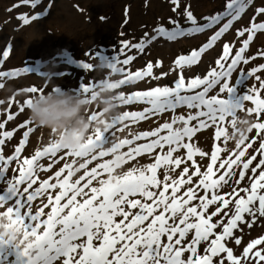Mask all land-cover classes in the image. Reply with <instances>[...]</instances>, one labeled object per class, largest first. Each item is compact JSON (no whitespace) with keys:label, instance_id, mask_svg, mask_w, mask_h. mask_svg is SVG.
Listing matches in <instances>:
<instances>
[{"label":"snow or ice","instance_id":"1","mask_svg":"<svg viewBox=\"0 0 264 264\" xmlns=\"http://www.w3.org/2000/svg\"><path fill=\"white\" fill-rule=\"evenodd\" d=\"M251 2L231 0L224 13L205 18L208 22L202 26L186 8L183 15L190 27L184 29L178 21L170 20L169 23L174 25L171 31L160 26L154 29L155 34L150 38L145 34L149 44L159 37L173 41L181 36L202 33L227 18V22L207 43L198 50H192L189 55L175 59L172 70L179 71L173 86H157L127 96L122 92L117 94L120 101L118 107L137 103L146 107L143 111L123 112L113 119L107 131L90 137L79 151H64L54 140H50L47 146L37 148L30 157L21 158L30 134L35 131L31 127L32 122L26 120L17 129H5L8 122L28 108L30 98L20 104L16 113L8 114L0 122V146L10 141L15 131L25 129L13 155L5 157L0 147V185H4L0 190V209H3L0 216L8 218L7 224L0 225L3 228L0 231V264H225V259L228 264H242V260L247 264L251 259L260 264L264 261V249L253 251L258 245H264V237L249 242L240 257L235 256L226 244L234 239L235 244L240 245L241 239L234 237V230L239 229L241 224L251 228L258 217H264V79L257 75L264 71V64L247 72L241 71L240 78L234 85L231 84L233 73L239 65H248L258 56L264 57V51L251 58L245 57L255 34L264 32V22L256 23L253 18L250 27L238 30L237 37L248 34L242 46L233 55L234 46L225 43L222 54L215 60V66L203 78L197 76L186 81L183 75V69L198 64L201 56L233 27ZM24 3H29V0H24ZM38 3L40 0H34L31 7L35 8ZM171 3L174 5L172 11L176 12L180 0H171ZM256 15H264V8L257 9ZM38 18V15L18 17L24 25ZM130 49L143 53L146 50L145 39L135 44L125 42L121 55L124 56ZM9 54L10 48L0 50V64L7 61ZM134 59L133 55H126L123 59L115 57L114 62L107 64L112 73L123 75L118 84H110V87L120 89L145 78L159 80L168 75L154 74V67L161 66L160 61H156L155 65L148 62L143 70L134 73L117 66H128ZM81 67L85 70L92 68L87 63H82ZM28 72L27 68L0 71V89L5 87V79L18 78ZM253 77L259 82V87H249L238 96L239 86ZM107 80L84 85L80 94L86 98L85 102L95 101L94 90ZM217 86V93L209 95ZM20 91L32 96L41 93L34 86ZM13 102L14 97L9 100L10 107ZM246 102H250L252 107L245 108ZM3 103L0 101V104ZM182 107L196 111H189L187 116L175 115L176 110ZM97 111L90 112L91 120L97 119ZM168 112L174 114L171 121L153 130L130 132L131 139H120L116 135L129 129L132 124ZM244 112L247 116L254 114L256 118L249 129V132L255 129L256 136L261 140L255 154L245 159L248 150L256 143L254 139L245 143L249 141L248 136L237 141L236 150L225 159H221L220 153L226 152L227 148L214 145L210 163L202 172L194 157H204L208 153L191 142L193 137L198 131L215 126V140L223 139V144L227 145L236 135L237 124L242 117L238 113ZM226 123L230 125L231 132ZM137 141L146 142L137 144ZM126 147L128 151H121ZM181 149L186 150L185 156L174 155ZM62 151L64 155L59 157L60 160L65 157L75 159L65 163L53 176L41 179L40 173L50 171L59 162L55 158ZM117 152L122 153L124 164L144 154H157L153 163L123 172L115 177L114 183L110 178L114 171L111 159L89 170L88 165L92 161L112 157ZM257 156H260L258 163L250 169ZM43 159L50 161L47 167L41 163ZM13 161L17 167L8 179ZM189 161L193 171L190 172L186 166L178 176L172 175ZM81 169L84 170L83 175L73 180ZM161 169L162 179L158 175ZM249 169V186L239 187ZM105 175L109 179L101 178ZM194 177L198 180L194 181ZM186 185L188 187L185 188ZM226 186L231 187L232 191L222 192ZM246 216L251 220H246ZM117 217L120 219L117 220ZM217 229L220 231L217 232ZM18 232L23 233L20 243L15 242ZM204 243L206 247L201 255L198 249ZM185 253L190 255L182 259ZM222 253L226 257H222ZM8 257H14V260H8ZM216 257L220 259L215 261Z\"/></svg>","mask_w":264,"mask_h":264},{"label":"rangeland","instance_id":"2","mask_svg":"<svg viewBox=\"0 0 264 264\" xmlns=\"http://www.w3.org/2000/svg\"><path fill=\"white\" fill-rule=\"evenodd\" d=\"M33 2L34 0H29V3L26 4L24 0H0V50L10 48L9 58L6 62L2 63L3 65L0 64V71L23 68L29 70L27 74L21 77L10 80L5 79L3 81L5 87L0 89V101H4V103L0 104V122H3L8 114L16 113L20 104L32 96V94L20 91L22 89L34 86L42 92L45 90L51 91L55 86L61 90L71 91L79 95L84 85H90L94 81H101L105 78L122 79L123 75L120 73H112L110 69L106 72H98L95 68L97 62L101 64L112 63L115 57L123 59L126 58V55L135 56L134 61L130 65H117L118 67H124L125 71L132 73L137 70H143L148 62H152L155 65L156 61H160L161 66L159 68L154 67V73H157V75L167 73L168 75L157 80V83L164 82L165 86H173L174 81L178 78L177 72L179 71L171 72L175 59L181 55H189L192 50H198L203 44L207 43L223 23L227 22V18L221 21V24L206 29L202 33L181 36L173 41L159 37L149 44L147 43L145 34H148V38H150L155 34L154 29L160 26L171 31L174 25L169 23L170 20L178 21L184 29L190 27L189 24L185 23L183 15L186 8L192 12L198 24L202 26L208 22L205 18L224 13L227 10V3L231 2V0H180V6L176 12L172 11L174 5L171 3V0H40V3L35 8H32L31 3ZM17 5L19 6L17 7ZM259 8H264V0H252L251 4L246 7L245 12L241 14V18L234 22L233 27L217 41L213 48L201 56L199 63L186 66L183 69L186 81L197 76L203 78L207 71L215 66V60L222 54L225 43L234 46V55L248 35L246 33L244 37H237L236 32L250 27L253 18H255L256 23L264 21V15H256V10ZM50 12L51 19L49 22H42L49 16ZM22 15H26L29 18L38 15L39 18L24 25L18 19ZM44 39H48V42ZM142 39H145L146 42V50L143 53L130 49L124 56L121 55L122 45L125 42L135 44ZM32 41H35V45L29 46ZM261 51H264V33H256L250 43L249 49L245 53V57L251 58L254 55H258ZM82 63H87L92 68L85 70L81 67ZM261 64H264V57L258 56L257 59L250 60L248 65H239L233 73L232 82L240 78L241 71L247 72ZM257 75L264 79V71L257 73ZM171 78H174L172 82L169 81ZM148 79L145 78V80L124 85L120 89H117L116 93L122 92L127 96L136 91H143L141 85ZM253 86L259 87V82L254 77L247 79L243 85L239 86L238 90H240L242 95L247 88ZM216 89H213L209 95H215L217 93ZM13 97L14 102L10 107L9 100ZM262 97H264V91L262 92ZM132 105H121L119 112L121 109L136 108V105ZM139 106L142 105L138 104ZM248 106L252 107L250 102L245 103V108ZM189 111L195 112V110H189L185 107L176 110L177 114L181 113L185 116H187ZM172 116L168 112L161 117H155L154 124H151V120H147L143 123L133 124L129 129H132V133L138 131L140 128L141 131H148L154 126L157 127L164 122H170ZM240 116H247V114L244 112ZM248 118L250 119V117ZM255 119L253 117L252 120L255 122ZM26 120H29L27 109L17 115L13 121L8 122L5 130H9L8 127L11 128L10 130L17 129ZM31 127L35 128V131L30 134V144L27 152L22 154V158L30 157L37 148L47 146L49 141L52 140L47 130L40 129L33 123ZM20 131L13 149L23 136L25 129H21ZM255 131L253 130L254 134H252V138L249 136V141L245 142L248 143L253 139L256 141L252 154H255L261 142L260 138L256 136ZM212 133L213 130H210L207 134L205 132L198 136L197 141L194 142V145L198 142L197 145L199 147L202 145V139L207 138L209 142L207 159L203 160L200 156L194 157L198 166L202 164L203 168L200 166L202 172L206 170L207 165L210 163V155L213 150V145L211 146ZM16 134H19L18 130L15 131L14 135ZM116 135L117 137L123 135V132H117ZM11 142H13V139H11ZM6 144L1 147L3 155L5 154L6 156L8 153V157L12 151L6 150ZM234 150H236V142L232 148V151ZM201 151L205 152L203 149ZM62 153L64 155V151ZM179 153L180 151L175 153V155L184 156L182 153ZM250 155H246L245 159ZM259 159L260 156H257V160L253 162L252 167L255 166ZM69 161L55 163L53 167L60 169L65 163H70ZM45 162L48 161L46 159L41 161V163ZM78 163L76 166H78ZM186 166L193 169L191 161H189L187 164H182L181 169L176 170L177 175ZM15 167H17L16 163ZM88 168L90 170V167ZM13 169L9 168V179L14 174ZM83 172L84 170H80L75 175L81 176ZM159 177L162 179L163 172ZM193 179L195 180V177ZM197 180L196 178L195 181ZM249 183L248 175H246V179L241 182L239 187H247ZM95 184L96 182H94ZM3 187L4 185L0 187V190ZM186 187L188 186L186 185ZM221 191L231 192L232 188L226 186ZM201 194L203 193L201 192ZM241 195H244V193H241ZM212 208L214 209L215 205ZM246 220H251V218L246 216ZM216 231L219 232L220 229ZM234 237L241 239L240 245H236L234 239L228 240L226 244L233 250L235 256L240 257L242 256L243 248L249 242L264 237V217H258L251 228L247 227V224H241L239 229L234 230ZM261 249H264V245H258L257 249L253 251ZM199 253L202 255L200 251ZM221 256L226 257V254L222 253ZM219 259L220 257L214 258L215 261ZM225 264H228L226 259ZM242 264H245L243 260ZM247 264H256V261L255 259H251L247 261ZM260 264H264V261L260 262Z\"/></svg>","mask_w":264,"mask_h":264},{"label":"clouds","instance_id":"3","mask_svg":"<svg viewBox=\"0 0 264 264\" xmlns=\"http://www.w3.org/2000/svg\"><path fill=\"white\" fill-rule=\"evenodd\" d=\"M98 72H106L108 65L97 62L95 66ZM117 79H108L101 83L95 90V101L87 103L86 98L81 94H74L71 91L61 90L53 87L51 91H42L30 97L31 104L27 108L29 120L38 128L47 130L60 148L67 152L79 151L88 143L90 137L97 133H104L108 130L113 119L120 115V101L117 99L115 88L110 84H118ZM98 110V111H97ZM97 111V119H90V112ZM254 123L247 116H242L237 124L236 135L232 138L235 142L248 136L249 129ZM114 171L111 180L114 183L115 177L121 175L119 170L123 168L124 161L122 153L112 155ZM106 179H109L107 177ZM8 223L6 216H0V225ZM3 231V228H0ZM23 240V233L18 232L15 242Z\"/></svg>","mask_w":264,"mask_h":264},{"label":"bare ground","instance_id":"4","mask_svg":"<svg viewBox=\"0 0 264 264\" xmlns=\"http://www.w3.org/2000/svg\"><path fill=\"white\" fill-rule=\"evenodd\" d=\"M51 19V12H50V14H49V16L45 19V20H43L42 22H49V20ZM41 22V23H42ZM33 25V24H32ZM31 25V26H32ZM31 26H29V27H31ZM28 27V28H29ZM44 40H46V42H48V39H44ZM28 45H29V43H28ZM31 45H35V41H32L31 42V44L29 45V46H31ZM168 53V52H167ZM14 56H15V53H14ZM169 80H171V79H169ZM136 111H138V110H136ZM226 125H228L227 123H226ZM210 128H212V127H209V128H206L205 129V132H206V134L209 132L208 130L210 129ZM8 129L10 130L11 128L10 127H8ZM21 129H19L18 131H19V134H16V135H14L15 136V138H12L13 139V142H11V140H10V142L11 143H9L8 144V148L7 149H9V148H11L12 146H13V144L15 145V143H16V141H17V137H19V135H20V131ZM229 130V129H228ZM201 131V130H200ZM199 131V132H200ZM205 132H200L199 134H197V135H195V136H200V135H202V134H204ZM229 132H231L230 130H229ZM215 132H213V134H214ZM250 134H253L252 132H250ZM250 136H252V135H250ZM124 138H126V135H124ZM221 147H223L224 146V144H223V139H221ZM13 143V144H12ZM30 143V142H29ZM215 143H218V141H215ZM138 144H140V143H138ZM209 144V142H208V140H207V138H205L204 139V141H203V143H202V145H201V148H204V147H206V149H207V145ZM28 146H29V144L27 145V148H28ZM135 146V145H134ZM233 146H234V140H232V139H230L229 141H228V143H227V145H225V147L227 148V149H231V148H233ZM13 148V147H12ZM12 148H11V150H12ZM27 148H25L24 149V152H23V154H25V152H27ZM183 151H185L186 152V150H184V149H182ZM14 152V151H13ZM159 152V150H157V153ZM157 153H153V155H152V159H154V156L157 154ZM7 155H8V153L6 154V156H5V154H4V156L5 157H7ZM11 155H13V153L11 154ZM63 155V153L62 152H60V153H58L57 154V157L55 158V159H57V160H59V162L58 163H63V162H67L68 160H70L69 162H71L72 161V159H70V157H65V159H63V160H60L59 159V157L60 156H62ZM139 157H141V159H135V160H142V161H144V164L143 165H141L140 163H138L136 166L137 167H142V166H145V165H147V164H150V163H152V162H150V160H149V158L147 157V156H139ZM21 158H22V156H21ZM48 162H45V163H42L45 167H47L48 166V164H49V160L48 159H46ZM15 163L16 162H14L13 161V163L11 164V168H14L15 167ZM16 168V167H15ZM59 169L58 168H56V167H53L52 166V168H51V170L50 171H48V172H46V173H44V172H42V173H40V178L41 179H46V178H48V177H51V176H53L54 175V173L56 172V171H58ZM189 170H190V172L191 171H193V169H191V168H189ZM120 172H125L124 171V169L122 168V169H120L119 170ZM163 172V169H161V170H159V172H158V175L160 176L161 175V173ZM9 175L10 174H7V178L9 179ZM65 175H66V173H65ZM172 175L173 176H178L177 175V173L176 172H174V173H172ZM77 178H79V176H76V175H74L73 176V180H75V179H77ZM107 178V177H106ZM106 178H103V179H106ZM196 178L197 177H195V180H196ZM198 179V178H197ZM194 180V181H195ZM96 185V184H95ZM188 186V185H187ZM34 207H35V204H34ZM47 211V210H46ZM117 220H119L120 218L119 217H117L116 218ZM214 219H216V218H214ZM252 234V233H251ZM250 234V235H251ZM191 236V233L189 234V237ZM252 236V235H251ZM204 247H206V243H204V244H201V246L199 247V249H198V251H200L202 254H203V248ZM188 255H190L189 253H185L184 254V256L182 257V259H186L187 258V256ZM8 260H13L11 257H8Z\"/></svg>","mask_w":264,"mask_h":264}]
</instances>
